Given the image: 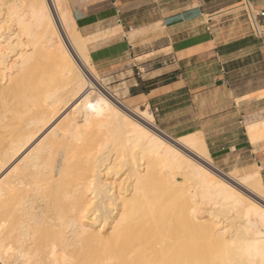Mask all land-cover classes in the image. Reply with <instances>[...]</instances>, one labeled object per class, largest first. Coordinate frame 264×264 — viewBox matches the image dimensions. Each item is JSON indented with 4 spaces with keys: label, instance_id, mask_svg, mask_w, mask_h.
Instances as JSON below:
<instances>
[{
    "label": "bare ground",
    "instance_id": "1",
    "mask_svg": "<svg viewBox=\"0 0 264 264\" xmlns=\"http://www.w3.org/2000/svg\"><path fill=\"white\" fill-rule=\"evenodd\" d=\"M62 6L0 0V264H264L258 170L220 177L195 133L165 139L151 114L85 98L94 69ZM103 219L105 251L77 253Z\"/></svg>",
    "mask_w": 264,
    "mask_h": 264
},
{
    "label": "crops",
    "instance_id": "2",
    "mask_svg": "<svg viewBox=\"0 0 264 264\" xmlns=\"http://www.w3.org/2000/svg\"><path fill=\"white\" fill-rule=\"evenodd\" d=\"M210 1L75 0L68 17L85 40L89 61L99 68L110 67L133 51H138L137 57H146L143 64L151 66V71L144 79L158 83L137 95L144 98L143 103L150 101L161 109V98H169L171 92L178 96L189 92L192 101L201 98L205 88L216 87L223 88L220 95L224 106L219 110H264V0H250L248 9L240 0H227L228 5L206 11ZM234 5L244 9L248 22L233 21L213 28L211 15ZM130 16L136 23L127 29ZM253 17L260 35L252 32ZM230 34L234 36L222 37ZM164 60L169 62L166 67L152 66L166 64ZM150 93L158 97L151 98ZM253 95L259 96L242 100ZM252 156L264 175V149Z\"/></svg>",
    "mask_w": 264,
    "mask_h": 264
},
{
    "label": "rangeland",
    "instance_id": "3",
    "mask_svg": "<svg viewBox=\"0 0 264 264\" xmlns=\"http://www.w3.org/2000/svg\"><path fill=\"white\" fill-rule=\"evenodd\" d=\"M64 1L66 2V6H68L69 11L71 12V3L75 0ZM226 1L227 0H211L209 4L205 6L206 11H210V9L214 8H222L228 5ZM61 9L63 10L64 7L62 6ZM234 9H236L235 13L232 12V10ZM211 16H213V28H216L218 26L221 27L223 25H231L233 21L239 23L248 22L246 13L240 5H234L233 7L225 8L223 11L217 14L215 13ZM206 18H209V16H207ZM129 20L130 23L127 22L126 24L128 26L127 29H129V25H133L134 23H136V19H133V16H130ZM122 21L123 20L119 19V22ZM233 36V34H230L224 35L222 37L224 39H227ZM85 52L86 56L83 55V59L88 64V62L90 61L89 59H86L87 51ZM85 52H83V54H85ZM137 52H131V56L127 55L122 60L118 59L115 64L104 69L99 68L98 66L90 62V66H92L94 69V75H92L94 77L89 76V78L91 79V81L94 80L93 83L95 84L93 85V87H95L91 91H95V94H87V92L83 96L86 98L88 97V95H91L90 98L92 97L93 99L96 94H100L102 96L108 97L118 107L121 106L119 108H121L122 110L127 109L131 111L134 110L136 112H145L151 114L153 123L152 125L155 127V129L158 130L154 131L165 139L167 138L164 135H167L172 139H177L180 136L189 133H195V135H197L202 139V141H204L203 143L209 153V160L211 164L214 165V167H216L215 169L221 173L220 174L217 171L212 170L215 174L220 177H223L222 174H226L239 179L243 176L248 177L255 170H258L264 185V175H262V170H260L256 164L257 159H254L252 156L253 153L264 149V135H260L258 136L259 138L257 137L255 139L254 142L248 143V136L245 131L248 123L258 122L261 120L264 121V110H219L220 107L224 106L220 95V91H223V88L218 89L216 87L205 88L202 92V97H198L197 99L193 98L192 101V96L189 92H186L187 94L184 95L180 94V96H178L179 93L174 94V92H171L169 98L165 97V95L163 96V98H161L162 102L159 103L161 109L157 104L151 105L150 101L149 104L148 102L143 103L144 98H141L137 95L142 92L147 93V91L154 87L155 82L157 84L158 81L156 79H144L147 78V76L150 74L149 72L151 70L149 69L151 66L145 67V65L143 64V58L146 57H137V54H135ZM164 61L166 64L161 62L154 63L152 66L156 68L166 67L169 62L166 60ZM178 66L183 69V66L181 64H179ZM216 84H218V82H216ZM186 88L188 89V87ZM206 94L207 96L204 97V95ZM260 94L262 93H259V95ZM174 95H177L176 98H172ZM259 95L247 96L242 100H248L251 97H258ZM149 97L155 98L158 96L154 93H150ZM29 104L30 102H28L27 105ZM27 107L30 108V105ZM27 107L26 110H29ZM137 109H139V111ZM192 158L194 160L196 159L194 157ZM196 161L199 160L196 159ZM174 198L175 195L171 197V201H173H169V205L173 206L175 204L173 203L175 201ZM167 200L168 199H164L163 201L167 203ZM84 220L85 218L83 219V221ZM88 220L89 219L86 218L84 223L89 224L90 221ZM165 222L169 224L172 221ZM103 223H105V219H103L102 222H95L94 224L90 225L92 228V230L90 231L91 233H87V235L80 237L81 242L79 243V247H77V253H84L86 250L90 249L93 250V252L98 250L105 251V235L109 233V229L107 227H103L104 230L102 231L103 228L100 226L103 225ZM167 223H163L164 225H159L158 223L157 229H159V231H162H160L161 233L157 231L160 234H158L157 232L156 233L158 234V236L164 233L165 236L163 237V243L164 246L167 245L168 247L165 246V248H163V239L161 240V236H159L160 238L158 237L160 240L156 239V234L154 237V241H156L154 243L155 249L157 248L155 252H158L159 250L164 252L165 250L166 253L170 249L169 245L171 243L170 241L173 235H171L170 232L173 231L170 230L172 224L168 227V230H164L163 226L166 227ZM159 226L162 228H159ZM96 229H99L102 232H97L95 231ZM167 234L171 235L170 238H167L169 240H167L168 242L166 241V237L169 236ZM157 241L161 242L158 243ZM159 244L162 246H159ZM166 247L169 249H166Z\"/></svg>",
    "mask_w": 264,
    "mask_h": 264
},
{
    "label": "built area",
    "instance_id": "4",
    "mask_svg": "<svg viewBox=\"0 0 264 264\" xmlns=\"http://www.w3.org/2000/svg\"><path fill=\"white\" fill-rule=\"evenodd\" d=\"M242 2V5H244L247 9L249 7V1L250 0H240ZM260 15H263V13H261ZM251 24H252V32L255 35H260L261 34V30L258 28V25L254 19V17L251 19ZM226 82V81H224Z\"/></svg>",
    "mask_w": 264,
    "mask_h": 264
}]
</instances>
